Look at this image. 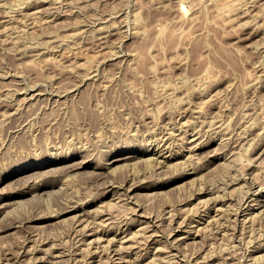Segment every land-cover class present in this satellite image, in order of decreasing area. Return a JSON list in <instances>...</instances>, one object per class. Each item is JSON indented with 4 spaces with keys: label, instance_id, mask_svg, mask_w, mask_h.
<instances>
[{
    "label": "rangeland",
    "instance_id": "rangeland-1",
    "mask_svg": "<svg viewBox=\"0 0 264 264\" xmlns=\"http://www.w3.org/2000/svg\"><path fill=\"white\" fill-rule=\"evenodd\" d=\"M21 1L33 6L23 9L16 7L17 0H0V264H51L58 252L61 255L54 264H116L112 248L122 246L118 250L123 264H264V207L243 216L240 203L249 188L244 187L242 195V190L237 191L238 198L225 195L223 189L237 171L238 175H257L256 170L264 185V0ZM39 8L45 13L27 12ZM72 33L77 39H72ZM68 34L72 38L67 37V43ZM84 57L91 62L86 64ZM201 104L205 109L197 113ZM165 135L173 141L170 151H181L174 162L179 158L182 162L173 170L163 164L167 168L161 172V157L151 156L156 165L150 156H142L156 150ZM196 143L202 146L199 151L189 149ZM189 153L197 154L194 162ZM134 154L137 157L132 161L111 164ZM191 163L195 168L204 165L203 169L192 173ZM151 165L156 169H146ZM232 165L236 171L231 172ZM188 170L192 171L186 175ZM39 182L44 185L36 189ZM130 184L136 190L129 194ZM220 193L226 200L212 201ZM252 199L264 202V194ZM255 212H261L260 218ZM204 218L212 219L204 223ZM200 222L203 228L198 232ZM191 228H196L193 240L176 239ZM144 231L147 235L140 236ZM115 233L121 237L134 233L133 245L141 238L145 241L141 239L133 249L127 246L132 243L109 245ZM106 244L112 248L107 250ZM254 247L261 248L256 254L262 255L259 262L251 254ZM82 256L83 263L77 260Z\"/></svg>",
    "mask_w": 264,
    "mask_h": 264
},
{
    "label": "bare ground",
    "instance_id": "bare-ground-1",
    "mask_svg": "<svg viewBox=\"0 0 264 264\" xmlns=\"http://www.w3.org/2000/svg\"><path fill=\"white\" fill-rule=\"evenodd\" d=\"M17 1H18V3H17L18 5H17L16 7L19 6L20 8H23V9H24V8H29V6H30V4H31V3H30V4H29V3L26 4V1H24V2L21 1V0H20V1L17 0ZM28 2H29V1H28ZM40 2H41V1H40ZM25 4H26V5H25ZM37 4H38V3H37ZM31 5L33 6V4H31ZM34 6H35V5H34ZM39 6H40V5H39ZM20 8H19V9H20ZM40 8H41V6H40ZM40 8H39V9H40ZM23 9H22V10H23ZM34 9H35V8H34ZM178 9H179V8H178ZM178 9H177V12H178ZM184 9H185V6H182V7H181V10H180V9H179V10H180V12H181V11L184 12ZM31 10H32V9H31ZM23 11H24V10H23ZM23 11H22V13H24ZM33 11H35V12H33ZM42 11H44V13H45V10H42V9H40V10H38V9H36V10H32V12H30V11L27 10L28 14H30V15H34V13H35V14H38L37 16H39V14H40L39 12H42ZM180 12H179V13H180ZM182 12H181V13H182ZM25 13H26V11H25ZM25 13H24V14H25ZM24 14H23V15H24ZM26 15H27V14H25V16H26ZM42 15H43V14H42ZM11 16H12V15L8 16V19H7V18H5V19H7V20L9 21ZM25 16H24V17H25ZM35 16H36V15H35ZM12 17H13V16H12ZM28 18L30 19L29 16H28ZM31 18H32V17H31ZM33 18H34V19H33ZM33 18H32L31 20H35V19H36V17H33ZM41 20H42V19H41ZM10 21H11V20H10ZM43 22H44V21H43ZM100 28H101V27H100ZM110 28H111V27H110ZM107 29H109V28L107 27ZM77 30H78V29H77ZM98 30H100V29H98ZM102 30L104 31L105 29L102 28ZM102 30H101V32H103ZM109 30H111V29H109ZM109 30H108V31H109ZM80 31H81V30H80ZM80 31H76V30H74V31H72V32H76V33H78V32H80ZM99 32H100V31H99ZM76 33H74V34H76ZM80 33H82V31H81ZM96 33H98V32H96ZM69 34H70V33H69ZM69 34L65 36V37H66V42L68 41V39H69L71 36H73V33L71 34V36H69ZM78 34H79V33H78ZM109 34H110V32H109ZM79 35H80V34H79ZM96 35H97V34H96ZM98 35H99V33H98ZM100 35H101V34H100ZM100 35H99V36H100ZM76 36H77V35H75V37L73 36V38H72V37H71V38L74 39V38H76ZM93 36H95V35H93ZM105 36H106V35H105ZM105 36H104V37H105ZM67 37H68V39H67ZM81 37H83V36H81ZM100 37L102 38V36H100ZM71 38H70V39H71ZM95 38H96V37H95ZM98 38H99V37H98ZM101 38H100V39H101ZM105 38H106V37H105ZM105 38H104V39H105ZM53 39H54V38H53ZM53 39H52V40H53ZM57 39H58V38H57ZM62 39H64L63 41H65V38H61V40H62ZM70 39H69V40H70ZM76 39H77V38H76ZM102 40H103V39H102ZM54 41H56V40H54ZM63 41H62V42H63ZM72 41H74V40H72ZM46 42H48V44H49L50 41H46ZM70 42H71V41H70ZM64 43H65V42H64ZM64 43H63V44H64ZM67 43H68V42H67ZM46 45H47V43H46ZM57 46H58V45H57ZM59 46H60V45H59ZM59 46H58V47H59ZM61 46H62V44H61ZM63 46H65V45H63ZM68 47H70V46H68ZM34 48H35V46H34ZM36 48H39V47H36ZM41 49H42V48H41ZM38 50H40V49H38ZM67 50H68V49H67ZM36 51H37V49H36ZM36 51H33V53L36 52ZM67 52H69V50H68ZM38 53H40V52H38ZM38 53H37V54H38ZM37 54H36V55H37ZM63 54H64V52H63ZM67 54H68V53H67ZM69 54H70V53H69ZM40 55H42V54H40ZM61 55H62V54H61ZM83 56H85V55H83ZM89 57H90V56H89ZM89 57H84V59H83V60L86 61V64L89 63V62H87V61H90V60H89V59H90ZM82 58H83V57H82ZM92 58H93V57H92ZM83 60H82V61H83ZM85 61H83V62H85ZM83 62H82V63H83ZM90 62H91V61H90ZM83 65L85 66V64H83ZM93 72H94V71H93ZM91 73H92V72H91ZM95 73H96V72H95ZM89 74H90V73H89ZM93 74H94V73H93ZM38 94H40V93L38 92ZM35 95H37V94H35ZM31 97H33V95H32ZM32 99H33V98H32ZM38 99H39V98H38ZM36 100H37V99H36ZM186 102H187V100H186ZM186 102L184 103V105L186 104ZM182 103H183V102H182ZM188 104H189V103H188ZM188 104H186L185 106H187ZM202 104H203V103H202ZM202 104L197 106V107H198L197 110H196V108L193 107V108L196 110L197 113H201L202 111H204V110H203L204 105H202ZM191 105H192V104H191ZM191 105H190V106H191ZM184 108H185L186 110H187V108H188V110H190L188 106H187V108H186V107H183V108H181V109H184ZM16 109H18V108L16 107ZM191 109H192V108H191ZM204 109H205V108H204ZM190 111H191V110H190ZM193 111H194V110H193ZM193 111H192V112H193ZM187 112H189V111H187ZM194 112H195V111H194ZM196 112H195V113H196ZM181 113H183V112L181 111ZM185 113H186V112H185ZM185 113H184V115H185ZM195 113H194V114H195ZM197 113H196V114H197ZM187 114H188V113H187ZM192 114H193V113H192ZM178 116L180 117L181 115H178ZM187 116H188V115H186V117H187ZM198 116H199V115H197L196 117L198 118ZM200 116H201V114H200ZM200 116H199V117H200ZM179 117H178V118H179ZM181 118H182V117H181ZM175 119H176V118H175ZM191 119H192V118H191ZM173 120H174V119H173ZM179 120H180V119H178V122H179ZM181 120H182V119H181ZM186 120H188V122H189V119H186ZM186 120H185V121H186ZM182 121H183V120H182ZM182 121H181V124H183ZM173 122H176V121H173ZM188 122L186 121V123H188ZM192 122H193V121H192ZM181 124H179V127H178V128H180V129H182V128L180 127ZM190 124H191V123H190ZM190 124H189V125H190ZM194 124H195V122H194ZM166 125H167V124H166ZM183 125H184V124H183ZM183 125H182V126H183ZM189 125H188V126H189ZM162 126H163V125H162ZM164 126H165V125H164ZM168 126H169V124H168ZM174 126H177V124L175 123ZM190 126H191V125H190ZM190 126H189V127H190ZM169 127H170V126H169ZM169 127H167V128H169ZM171 127H172V125H171ZM164 128H165V127H164ZM164 128H162V129H164ZM167 128H166V129H167ZM172 128H173V127H172ZM184 128L186 129V125H184ZM193 128H194V127H193ZM162 129H161V130H162ZM170 129H171V128H170ZM180 129H179V130H180ZM185 129H184V130H185ZM188 129H190V128H188ZM194 129H195V128H194ZM167 130H168V129H167ZM172 130H173V129H172ZM174 130H175V129H174ZM191 130H192V129H191ZM149 131H150V130H149ZM151 131H152V130H151ZM151 131H150V132H151ZM154 131H155V129L153 130V133H154ZM169 131H170V130H168V132H169ZM177 131H178V130H177ZM186 131H188V130H186ZM189 131H190V130H189ZM195 131H196V130H195ZM195 131H194V132H195ZM150 132H149V133H150ZM165 132H166V131H165ZM165 132H164V133H165ZM172 132H173V131H172ZM181 132H182V131H181ZM181 132H180V133H181ZM136 133H137V130H136L135 134H136ZM158 133H159V132H158ZM174 133H175V132H174ZM192 133H193V132H192ZM142 134H143V133H142ZM144 134H145V136H146V132H145ZM151 134H152V133H151ZM160 134H161V131H160ZM171 134H172V133H171ZM176 134H177V133H176ZM176 134H175V135H176ZM184 134H187V133L184 132ZM188 134H189V132H188ZM188 134H187V135H188ZM195 134H197V133H195ZM132 135H133V134H132ZM136 135H137V134H136ZM155 135H156V133H155ZM155 135H154V136H155ZM169 135H170V133H169ZM180 135H181V134H180ZM198 135H199V134H198ZM145 136L143 135V137H145ZM162 136H164V135L162 134ZM192 136H193V134H192ZM143 137H142V139H143ZM148 137H149V136H148ZM160 137H161V136H160ZM160 137H159V138H160ZM173 137H174V136H173ZM175 137H176V136H175ZM197 137H198V136H197ZM199 137H200V135H199ZM145 138H146V137H145ZM150 138H151V137H150ZM150 138H149V139H150ZM157 138H158V137H157ZM159 138H158V139H159ZM189 138H190V137H189ZM189 138H188V139H189ZM195 138H196V137L194 136V138H193L192 140H194ZM146 139H148V138H146ZM146 139H145V140H146ZM152 139H153V138H152ZM152 139H151V140H152ZM175 139H176V138H175ZM175 139H174V140H175ZM186 139H187V138H186ZM186 139H185V140H186ZM214 139H215V138H214ZM143 140H144V139H143ZM185 140H183V141H181V142H184ZM199 140H200V139H199ZM146 141H147V140H146ZM146 141H145V142H146ZM149 141H150V140H149ZM156 141H157V140H156ZM190 141H191V140H190ZM190 141H189V143H190ZM200 141H202V140H200ZM200 141H199V142H200ZM213 141H214V140H213ZM147 142H148V141H147ZM147 142H146V143H147ZM158 142H160V144L157 146L156 150L153 149V150L150 151L149 153L146 151L145 153H143V156H142V157L150 156L149 159H151V156H152V155H155V156L158 157V158L161 157L162 160H161V159H158V160L160 161V162H159V163H160V166L158 167V169H159V170L161 169V172L165 171L166 168H167V167H166L165 170H164V168H162V165H163V164H165V166H168V169H169L170 167H171V168L174 167V168L176 169V167H177L178 165H180L182 161H181L180 158H179V160H180L181 162H180V161H179V162H178V161L174 162V161L178 159V156H180L179 153H180L181 151H180L179 153H178V152H175V153H174V151H173V152L170 151V149L173 148V147H171L173 141L171 142L170 137H168V136H166V135H165V137H163V138L161 137V141H158ZM176 142H177V141H176ZM194 142H195V141H194ZM194 142H193V143H194ZM197 142H198V141H197ZM199 142H198V143H199ZM223 142H224V141H223ZM187 143H188V140H187ZM187 143H186V146H187ZM198 143H196L195 146H192V145H191V147H189V149H191V148L193 147L192 150H195L196 152H197V150L199 151V149H200L202 146H201V144H198ZM221 143H222V142H221ZM147 144H148V143H147ZM147 144H146V145H147ZM149 144H150V143H149ZM152 144H153V142H152ZM155 144H157V142H156ZM173 144H174V143H173ZM206 144H207V143H206ZM193 145H194V144H193ZM203 145H204V144H203ZM149 146H150V145H149ZM149 146H148V147H149ZM172 146H173V145H172ZM184 146H185V145H184ZM184 146L182 145V148H183ZM146 147H147V146H146ZM152 147H153V146H152ZM180 147H181V145H180ZM153 148H155V147H153ZM187 148H188V147H187ZM205 148H206V147H205ZM147 149H148V148H147ZM173 149H174V148H173ZM183 149H184V148H183ZM189 149H188V150H189ZM154 150H155V151H154ZM180 150H181V149H180ZM185 151H186V150H185ZM195 151H192V152H195ZM139 152H140V151H139ZM152 152H153V153H152ZM164 152H165V153H168V155L165 154ZM189 154H190V153H189ZM191 154H192V153H191ZM191 154H190V155H191ZM217 154H218V153H217ZM157 155H158V156H157ZM182 155H183V154H182ZM219 155H220V154H219ZM126 156H127V155H126ZM185 156H186V155H185ZM194 156H195V154H194ZM194 156H193V154L191 155V157H190V161H191V162H194ZM136 157H137V156L134 154L133 156H128V157H126V158H125V157H124V158H120V159H117V158H116L112 163H111V162H110V163L113 164V163H115V162H117V161H119V160H123V159L132 161V160H134ZM153 157H154V156H153ZM188 157H189V155H188ZM188 157H186V160H187V161L189 160ZM195 157L197 158V154H196ZM209 157H210V156H209ZM154 158H155V157H154ZM154 158H152L151 160H153ZM196 158H195V159H196ZM218 158H219V157H218ZM149 159H148V158H145V159L142 158L143 162L145 161L146 163H149V162L151 161V160H149ZM212 159H213V158H212ZM212 159H211V161H213ZM216 159H217V158H216ZM208 160H209V159H208ZM151 162H152V161H151ZM151 162H150V163H151ZM154 162H157V160L155 161V159H154L153 163H154ZM177 162L180 163V164H178ZM195 162H196V160H195ZM197 162H198V161H197ZM209 162H210V161H209ZM229 162H230L229 164H231L233 161H232V162L229 161ZM150 163H149V164H150ZM157 163H158V162H157ZM159 163L156 164V165H159ZM176 163H177L178 165H177ZM185 163H186V165H187L188 163L190 164V162H185ZM185 163H184V164H185ZM198 163H199V162H198ZM210 163H211V162H210ZM213 163H214V162H213ZM213 163H212V164H213ZM236 163H237V162H236ZM236 163H235V164H236ZM151 164H152V163H151ZM191 164L193 165V166L191 165L192 167H191L190 165H188V166L191 167L190 169L193 170L192 173L198 172V171L202 168V166H204V165H201L200 167L198 166L197 168H195V167H196V166H194L195 163H191ZM229 164H227V165H229ZM232 164H233V163H232ZM235 164H234V166H236ZM249 164H250V163H249ZM254 164H255V163H254ZM254 164H253V165H254ZM147 165H148V164H147ZM182 165H183V164H182ZM186 165H184V166H186ZM197 165H198V164H197ZM199 165H200V164H199ZM256 165H257L258 167H260L259 162H258ZM256 165H255V166H256ZM133 166H134V165H133ZM154 166H155V164H154ZM230 166H231V165H230ZM246 166H248V165L246 164ZM147 167H148V166H147ZM163 167H164V166H163ZM179 167H180V166H179ZM228 167H229V166H228ZM228 167H226V168H228ZM232 167H233V165H232ZM232 167H229V168L231 169ZM238 167H239V166H238V163H237V168H238ZM249 167H250V165H249ZM249 167H247L246 169L248 170ZM261 167H262V166H261ZM152 168H153V165H151L149 168H146V169H148V170L151 169V171H152ZM177 168H178V167H177ZM186 168H187V166H186ZM186 168H185V169H186ZM208 168H209V167H208ZM229 168L226 169V170H229ZM235 168H236V167H235ZM237 168H236V169H237ZM253 168H254V167H253ZM256 168H257V167H256ZM153 169L155 170L156 167L153 168ZM168 169H167V170H168ZM190 169H189V170H190ZM202 169H203V168H202ZM204 169H205V167H204ZM240 169H241V167H240ZM251 169H252V166H251ZM258 169H260V168H258ZM258 169H257V170H258ZM154 170H153V171H154ZM159 170H158V171H159ZM171 170H173V168H172ZM189 170H188V171H185V172H187L186 175L189 174V173L192 171V170H191V171H189ZM234 170H235V169H234V167H233V170L231 169V172H233ZM238 170H239V169H238ZM241 170H242V169H241ZM241 170H239L240 173H241ZM243 170H244V169H243ZM243 170H242V171H243ZM253 170H254V169H253ZM260 170H261V169H260ZM260 170H259V172H260ZM235 171H236V170H235ZM244 171H246V170H244ZM248 171H249V170H248ZM135 172H136V171H135ZM145 172H146V171H145ZM154 172H155V171H154ZM188 172H189V173H188ZM231 172L225 171V173H228V174L231 173ZM250 172H251V171H250ZM146 173H147V172H146ZM157 173H158V172H157ZM236 173H237V175H235ZM236 173L234 172V175H235V176L231 174V177H232V176L234 177V179L232 178L233 180H232V179H231V181L229 180V181H230L229 183L226 181V182H227V183H226V187L224 186L225 188H223L224 191H226L225 195H227V196L229 195V196H231V197H232V195H233V196H234L233 198H235L236 196H235L234 194H236L237 191L240 192V190H242L244 187L247 186V187L249 188V190H248V189L245 190V191H246V194H245V196L243 195L244 197L241 199V202H242V203H240V205H241V207L243 206V208H242V210H241L240 213H243V216H244V214H248V213H246V211H251V209H254V210L260 211V210L264 207V202H261L260 199H259V200H258V199H257V200H256V199H252V196H253V195H258V196L261 198V196L264 194V185L261 184V183L259 182V180H258V179H259V178H258V177H259V176H258V172L255 170V173H256L257 175H255L254 173H252V174H254V175H252L251 173H247V174H246V172H245V173L243 172L244 175H243V173H242V175H240V174L238 175V171H237ZM134 174H135V173H134ZM228 174H227L226 176H228ZM143 175H144V174H143ZM139 176H140V175H139ZM224 176H225V174H224ZM229 176H230V175H229ZM229 176H228V177H229ZM137 177H138V176H137ZM228 177H226V179H227ZM134 178H135V175H134ZM222 178H223L222 180L225 181V180H224L225 177H222ZM228 179H229V178H228ZM228 179H227V180H228ZM131 180H132V179H131ZM134 180H135V179H134ZM145 180H146V179H144V180H142V181H145ZM0 181H1V180H0ZM56 181H57V180H56ZM132 181H133V180H132ZM136 181H137V180H136ZM136 181H135V182H136ZM138 181H139V179H138ZM131 183H132V182H131ZM133 183H134V182H133ZM140 183H141V181H140ZM221 183H222V182H221ZM34 184H35V183H34ZM121 184H124V183H121ZM134 184H135V183H134ZM137 184H138V183L136 182V185H137ZM43 185H44V184H40V182H39V183H37L35 186H34V185H33V186H34L36 189H40L41 186H43ZM45 185H46V183H45ZM113 185H114V184H113ZM124 185H126V184H124ZM124 185H123V186H124ZM128 185H129V184H128ZM130 185H131V184H130ZM223 185H224V183L222 184V186H223ZM109 186H110V185H109ZM115 186H117V185H115ZM119 186H120V185H118L117 187H119ZM215 186H216V185H215ZM215 186H214V187H215ZM217 186H218V185H217ZM217 186H216V187H217ZM111 187H112V186H111ZM121 187H122V185H121ZM127 187L129 188V186H127ZM138 187H139V186H138ZM211 187L213 188V186H211ZM211 187H209V188H211ZM216 187H215V189H216ZM220 187H221V186H220V184H219V190H220ZM209 188H208V189H209ZM110 189H111V188H110ZM119 189H120V188H119ZM115 190H116V189H115ZM135 190H136L135 185H131L130 188L128 189L129 194H130V192H133V191H135ZM221 190H222V188H221ZM116 191H117V190H116ZM116 191H115V192H116ZM125 191H126V190H125ZM208 191H209V190H208ZM213 191H214V190H213ZM213 191H212V194H213ZM247 191H249V192L247 193ZM111 192H113V191H111ZM115 192H114V193H115ZM119 192H123V190H122V191H119ZM202 192H203V191H202ZM215 192H217V191L215 190ZM242 192H243V190H242L239 194H241ZM20 193H21V192H20ZM23 193H24V192H23ZM116 193H117V192H116ZM124 193H125V192H124ZM198 193H199V192H198ZM200 193H201V192H200ZM218 193H219V192H218ZM221 193H222V192H221ZM221 193H220V196L217 194L218 197L216 196L212 201H215V202H221V201H224V199H225V195H221ZM223 193H224V192H223ZM237 193H238V192H237ZM244 193H245V192H244ZM118 194H119V193H118ZM118 194H116V196H117ZM120 194H122V193H120ZM131 194H132V193H131ZM209 194H210V193L208 192V195H209ZM242 194H243V193H242ZM242 194H241V195H242ZM127 195H128V194H127ZM200 195H201V194H200ZM241 195H240V196H241ZM204 196H205V195H204ZM213 196H214V195H211V198H212ZM227 196H226V197H227ZM240 196H239V197H240ZM128 197H129V196H128ZM207 197H208V196H207ZM207 197H205V198H207ZM209 197H210V196H209ZM209 197H208V200H211V199H209ZM241 197H242V196H241ZM131 198H132V197H131ZM227 198H228V197H227ZM236 198H238V197H236ZM128 199H129V198H128ZM228 199H229V198H228ZM130 200H132V199H130ZM203 200H204V198H203ZM208 200L206 199L204 202H205L206 204H208V202H207ZM225 200H226V199H225ZM238 201H239V200H238ZM238 201H237V202H238ZM133 202H134V201H133ZM200 202H201V201H200ZM200 202H199V204H201ZM226 202H227V201H226ZM209 203H210V202H209ZM229 203H230V202H229ZM229 203H226V204H229ZM129 204H130V203H129ZM134 204H135V202H134ZM134 204H133V205H134ZM199 204H198V205H199ZM206 204H205V205H206ZM214 204H216L215 206H217L219 203H214ZM223 204H224V203H223ZM235 204H237V203H235ZM235 204H234V205H235ZM133 205H132L131 207L135 209V207H133ZM208 205H209V204H208ZM221 205H222V204H221ZM230 205H232V204H230ZM70 206H71V205H70ZM73 206H74V205H73ZM200 206H201V205H200ZM200 206H199V208H200ZM202 206H203V205H202ZM211 206H212V209H213V205H211ZM222 206H223V205H222ZM217 207H218V206H217ZM217 207H216L215 209H217ZM226 207H227V206H226ZM226 207H225V208H226ZM236 207H238V204H237V206L234 207L235 210H236ZM68 208H69V207H68ZM71 208H72V207H71ZM74 208H75V207H74ZM74 208H72V209H74ZM136 208H137V207H136ZM197 208H198V207H197ZM203 208H206V206L203 207ZM203 208H202V209H203ZM208 208H209V207H208ZM208 208H207L206 210H208ZM218 208H219V207H218ZM227 208H228V207H227ZM227 208H226V209H227ZM72 209H69V210H72ZM139 209H140V208H139V205H138V208H137V210H135V211L137 212ZM209 209H210V208H209ZM212 209H211V210H212ZM221 209H222V207H221L219 210H221ZM223 209H224V208H223ZM223 209H222V210H223ZM229 209H230V208H229ZM191 210H192V209H191ZM198 210H199V209H197V211H198ZM200 210H201V209H200ZM237 210H238V209H237ZM237 210H236V211H237ZM195 211H196V210H195ZM216 211H217V210H216ZM224 211H225V210H224ZM230 211L233 212L232 210H230ZM236 211H235V212H236ZM191 212H192V214H193L194 210L191 211ZM191 212H190V214H191ZM199 212H200V211H199ZM199 212H198V213H199ZM205 212H206V211H205ZM225 212H226V211H225ZM227 212H228V209H227ZM235 212H234V214H235ZM237 212H238V211H237ZM237 212H236V213H237ZM251 212H252V211H251ZM187 213H188V212H187ZM194 213L197 214L196 212H194ZM212 213H213V212H212ZM217 213H219V212L217 211ZM217 213H216V216H217ZM220 213H221V212H220ZM259 213H261V212H255V215H256V214L258 215ZM262 213H263V210H262ZM252 214H253V213H252ZM263 214H264V213H263ZM105 215H106V214H105ZM137 215H138V213H137ZM142 215H143V214H142ZM56 216H57V215H56ZM98 216H100L99 214L97 215V218H100V217H98ZM148 216H149V215H148ZM186 216L189 217V214L186 215ZM194 216H195V215H194ZM211 216H213V215H211ZM226 216H227V215H226ZM253 216H254V215H253ZM253 216H252V218L256 217V216H254V217H253ZM260 216H261V215L259 214L258 217L260 218ZM262 216H264V215H262ZM95 217H96V216L94 215V218H95ZM146 217H147V216H146ZM203 217H204V216H203ZM207 217H208V216H207ZM213 217H214L213 220L216 221V220H215L216 217H215V216H213ZM218 217H222V214H221V216L219 215ZM218 217H217V218H218ZM240 217H242V216H240ZM249 217H250V216H249ZM249 217H248L247 219H250ZM140 218H141V217H140ZM144 218H145V217H144ZM151 218H152V217H151ZM184 218H185V217H184ZM190 218H191V217H190ZM245 218H246V217H245ZM259 218H258V219H259ZM88 219L90 220V218H88ZM136 219H137V218H136ZM146 219H147V218H146ZM182 219H183V218H182ZM187 219H188V218H187ZM193 219H194V218H193ZM200 219H201V218H200ZM207 219H208V218H204L203 222H204V221H207ZM211 219H212V218H209L208 221H210ZM237 219H238V218H237ZM242 219H243V218H242ZM255 219H257V218H255ZM263 219H264V217H263ZM77 220H79V219H77ZM81 220H82V219H81ZM81 220H80V221H81ZM91 220L93 221L94 219L91 218ZM91 220H90V221H91ZM99 220H100V219H99ZM102 220H103V219H102ZM105 220H106V219H105ZM137 220H139V219H137ZM140 220H141V219H140ZM149 220H150V219H149ZM185 220H186V218H185ZM189 220H191V219H189ZM198 220H199V219H198ZM213 220L211 221V224L208 223V222H207V223H208L209 225H212ZM227 220H228V219H227ZM252 220H253V219H252ZM259 220H260V219H259ZM261 220H262V218H261ZM27 221H29V220H27ZM31 221H32V220H31ZM80 221H79L78 223H81ZM82 221L84 222V220H82ZM95 221H96V219H95ZM95 221H94V222H95ZM141 221H143V220H141ZM144 221H146V220H144ZM151 221H153V220H151ZM154 221H155V220H154ZM183 221H184V220H183ZM192 221H193V220H192ZM201 221H202V220H201ZM230 221H231V220H230ZM232 221H233V220H232ZM234 221H236V219H234ZM234 221H233V222H234ZM238 221H239V220H238ZM238 221H236V222H238ZM241 221H242V220H241ZM245 221H246V219L244 220V225H247V224H245ZM247 221H251V219H250V220H247ZM247 221H246V223H248ZM255 221H256V220H255ZM255 221H252L251 224H252L253 222H255ZM101 222H102V221H101ZM101 222H100V223H101ZM128 222H129V221H128ZM188 222H189V221H188ZM194 222H196V221H194ZM198 222H199V221H198ZM216 222H217V221H216ZM218 222H219V221H218ZM226 222H227V221H226ZM262 222H263V221H262ZM90 223H91V222H89V224H90ZM118 223H119V222H118ZM146 223H147V222H146ZM149 223H151V222H149ZM177 223H178V222H177ZM185 223H186V222H185ZM189 223H191V222H189ZM189 223H188V224H189ZM201 223H202V222H200V223H198V225H197V224H196V225L199 226ZM204 223H206V222H204ZM214 223H215V222H214ZM220 223H221V222H220ZM227 223L229 224V222H227ZM256 223H257V221H256ZM256 223H255V224H256ZM85 224H87V223H85ZM93 224H94V223H93ZM93 224H92V225H93ZM97 224H98V222L96 223V225H97ZM115 224H116V228H117L118 225H117V223H115ZM139 224H142V223L140 222ZM153 224L155 225V223H153ZM153 224H152V225H153ZM224 224H225V223H224ZM237 224H238V223H236V225H237ZM251 224H250V225H251ZM262 224H263V223H262ZM78 225H79V224H78ZM87 225H88V224H87ZM123 225H124V221H123ZM125 225H127V224H125ZM128 225H129V223H128ZM146 225H147V224H145V227H146ZM149 225H150V224H149ZM152 225L149 226V227H152ZM177 225H178V224H177ZM180 225H181V222H180V224H179L178 226L180 227ZM183 225H184V223H183ZM186 225H187V224H186ZM191 225H192V223H191ZM196 225H195V226H196ZM201 225H202V224H201ZM215 225H216V224H215ZM215 225H214V227H215ZM219 225H221V224H219ZM252 225H254V224H252ZM259 225H260V224H259ZM98 226H99V224H98ZM120 226H121V225H120ZM157 226H158V225L156 224V227H157ZM178 226H177V228H178ZM188 226H190V225H188ZM197 226H196V227H197ZM221 226H222V225H221ZM228 226H230V225H228ZM238 226H239V225H238ZM261 226H262V225H261ZM82 227H83V226H82ZM84 227H86V226H84ZM84 227H83V228H84ZM87 227H90V226H87ZM91 227H92V226H91ZM93 227H95V225H93ZM122 227H123V226H122ZM128 227H129V226H128ZM142 227H143V228H142ZM142 227H141L142 229L145 228L144 226H142ZM153 227H155V226H153ZM175 227H176V226H175ZM212 227H213V226H211V228L209 227V230H213ZM217 227H218V226H217ZM242 227H243V225H242ZM245 227H246V226H245ZM245 227H243V228H245ZM247 227H248V226H247ZM252 227H253V226H252ZM263 227H264V226H263ZM80 228H81V226H80ZM83 228H82V229H83ZM98 228L100 229V227H97V229H98ZM123 228H124V227H123ZM123 228H122V229H123ZM125 228H126V227H125ZM129 228H130V227H129ZM141 228H140V229H141ZM200 228H203V226H202V227H200V226L198 227V232L200 231V230H199ZM225 228H228V227L225 226ZM250 228H251V227H250ZM253 228H254V227H253ZM85 229H86V228H85ZM85 229H84V230H85ZM95 229H96V228H95ZM120 229H121V227H120ZM140 229H139V230H140ZM153 229H154V228H153ZM178 229H179V230H178V232H179V231H180V228H178ZM195 229H196V228H191V229H187V230H186V229H185V230L183 229V230H184L183 233L179 234V236L176 237V236L178 235V234H177L175 237H176L177 240L182 241V242H186L187 240H190V239L193 240V239L196 237V234L193 232V231H195ZM204 229H206V230L208 229V228H206V225H205V228H204ZM217 229H220V228H217ZM78 230H79V229H78ZM86 230H88V229H86ZM105 230H106V229H105ZM105 230H104V231H105ZM109 230H110V229H109ZM114 230H115V229H114ZM114 230H110V231H114ZM117 230H118V229H117ZM123 230H125V229H123ZM126 230H127V229H126ZM181 230H182V229H181ZM227 230H228V229H227ZM244 230H245V229H244ZM249 230H251V229H249ZM249 230H248V231H249ZM89 231H90V230H89ZM93 231H94V230H93ZM93 231H92V232H93ZM95 231H96V230H95ZM98 231H99V230H98ZM110 231H109V232H110ZM129 231H130V230H129ZM129 231H128V232H129ZM140 231H141V230H140ZM149 231H150V230H149ZM176 231H177V230H176ZM222 231H223V230H222ZM224 231H225V230H224ZM242 231H243V230H241V233L244 234L245 231H244V232H242ZM252 231H253V230H252ZM80 232H81V230H80ZM82 232H83V230H82ZM82 232H81V233H82ZM124 232H125V231H124ZM137 232H139V231H137ZM144 232H145V231H144ZM144 232H142L143 235H141L142 233H140V236L143 237L144 234L147 235V234H146L147 232H145V233H144ZM262 232H263V231H262ZM83 233H84V232H83ZM93 233H94V232H93ZM98 233H100V232H98ZM113 233H114V232H113ZM220 233H221V232H220ZM223 233H225V232H223ZM223 233H222V234H223ZM241 233H240V234H241ZM245 233H246V232H245ZM249 233H251V232H249ZM94 234H95V233H94ZM100 234H101V233H100ZM107 234H109V233H107ZM110 234H111V233H110ZM197 234H198V233H197ZM243 234H242V235H243ZM81 235H82V234H81ZM83 235H84V234H83ZM95 235H96V234H95ZM111 235H112V234H111ZM114 235H115V236H112V238L109 237L108 242H107L109 245H110L111 243L114 244V242H116V241L121 242V243H120V246H122L121 244L124 245V243H132V244L127 245L129 249H133L134 247H136V243H137V242H140L141 239H142V238L139 236V238H141V239L137 240V242L134 243V245H133V242H134V239H135V238H134V237H135V236H134V235H135L134 233L132 234V236H134V237H133L134 239L132 238V236H131L130 234L127 235V233H126L125 235H123L122 237L119 235L121 238H119V236H118L116 233H115ZM237 235H238V234H237ZM244 235L246 236V234H244ZM244 235H243V236H244ZM247 235H248V234H247ZM251 235H252V234H251ZM251 235H250V236H251ZM86 236H87V235H86ZM92 236H93V234H91V235L89 234V236H88V239H90V242H93V241H94V239L92 238ZM96 236H97V235H96ZM108 236H109V235H108ZM153 236H154V235H153ZM153 236H152V237H153ZM170 236H171V235H170ZM170 236H169V237H170ZM243 236H240V235H239V239H240V237L243 238ZM250 236H249V237H250ZM79 237H80V236H79ZM82 237H83V236H82ZM97 237H100V236H97ZM103 237H104V236H103ZM147 237H148V236H147ZM149 237H150V236H149ZM149 237H148V238H149ZM152 237H151V238H152ZM157 237H158V236H157ZM157 237L155 236V238H157ZM162 237H164V236H162ZM249 237H248V238H249ZM259 237H261V235H260ZM262 237H263V235H262ZM101 238H102V237H101ZM105 238H106V237H105ZM105 238H102V239H104V241H105ZM118 238H119V239H118ZM160 238H161V237H160ZM167 238H168V237H167ZM170 238H171V237H170ZM236 238H237V237H236ZM242 238H241V239H242ZM245 238H247V237H245ZM86 239H87V238H86ZM92 239H93V241H92ZM96 239L100 240V238H96ZM102 239H101V240H102ZM136 239H138L137 236H136ZM234 239H235V238H234ZM254 239H255V238H254ZM256 239H257V238H256ZM260 239H261V238H260ZM101 240H100V242H101V245H102V244H103V243H102L103 241H101ZM106 240H107V238H106ZM142 240H143V239H142ZM149 240H150V238H149ZM157 240H158V239H157ZM159 240H160V239H159ZM166 240H167V239H166ZM85 241H86V240H85ZM85 241H84V242H85ZM143 241H145V240H143ZM170 241H171V240H170ZM173 241H174V239H173ZM173 241H172V242H173ZM175 241H176V240H175ZM235 241H236V240H235ZM248 241H249V240H248ZM252 241H253V240H251L250 242H252ZM80 242H81V241H80ZM97 242H98V244H99V241H97ZM165 242H166V241H165ZM167 242H168V241H167ZM167 242H166V244H167ZM182 242H181V243H182ZM78 243H79V242H78ZM81 243H82V242H81ZM88 243H89V242H88ZM95 243H96V242H95ZM104 243H105V242H104ZM116 243H117V242H116ZM142 243H143V242H142ZM148 243H149V242H148ZM152 243H153V242H152ZM157 243H158V242H157ZM157 243H155V244H157ZM163 243H164V242H163ZM163 243H162V244H163ZM237 243H238V242H237ZM253 243H254V242H253ZM258 243H259V242H258ZM82 244H83V243H82ZM90 244H91V243H90ZM164 244H165V243H164ZM164 244H163V246H166V245H164ZM169 244H170V242H169ZM185 244H186V243H185ZM239 244H242V243H239ZM86 245H87V244H86ZM86 245H85V248H86ZM99 245H100V244H99ZM118 245H119V244H118ZM118 245H117V246H118ZM138 245H139V243H138ZM153 245H154V244H153ZM173 245H174V243H173ZM175 245H176V244H175ZM175 245H174V246H175ZM260 245H261V244H260ZM260 245H259V246H260ZM263 245H264V243H263ZM263 245H262V247H264ZM75 246H76V245H75ZM78 246H80V245L78 244ZM83 246H84V245H83ZM94 246H95V245H94ZM97 246H98V245H97ZM102 246H104V244H103ZM106 246H107V244H106ZM112 246H113V245H112ZM140 246H141V245H140ZM158 246H160V245H158ZM171 246H172V245H171ZM178 246H179V245H178ZM178 246H177V247H178ZM256 246H257V245H256ZM91 247H92V246L90 245V248H91ZM104 247H105V246H104ZM113 247H114V246H113ZM154 247H155V245H154ZM168 247H169V246H168ZM37 248H38V247H37ZM55 248H56V247H55ZM80 248H82L81 250L84 251V249H83L84 247H80ZM105 248H106V247H105ZM105 248H103L104 251L106 250ZM108 248H109V247L107 246V250H108ZM111 248H112V247H110L109 249H111ZM121 248H123V246H122ZM121 248H120V249L118 248V249L121 250ZM157 248H158V247H157ZM159 248H160V247H159ZM169 248H170V247H169ZM26 249H27V248H26ZM26 249H25V250H26ZM31 249H32V248H31ZM33 249H34V248H33ZM35 249H36V248H35ZM38 249H39V248H38ZM59 249H60V248H59ZM77 249H78V248H77ZM86 249H87V248H86ZM86 249H85V250H86ZM88 249H89V248H88ZM88 249H87V250H88ZM98 249H99V248H98ZM98 249H96V250H98ZM112 249H113V250H112V253H113L112 255H113L114 258L116 257V258H115V263H116V264H123V260H122V259H123L124 257L121 259V257L119 256V252H121V251H119L117 248H115V249L112 248ZM175 249H176V248H175ZM260 249H261L260 247H258V248H256V249H255V247H254V252H253V253L251 252V254H253V256L255 257L256 260H258L260 257L262 258V255H260V254H259L260 256H259V255H256V254L260 251ZM263 249H264V248H263ZM263 249H262V250H263ZM29 250H30V249H29ZM79 250H80V249H79ZM94 250H95V249H94ZM99 250H100V249H99ZM136 250H138V249H136ZM136 250H135V252L137 253ZM159 250H161V249H159ZM250 250H251V249H250ZM31 251H32V250H31ZM44 251H45V250H44ZM54 251H55V250H54ZM60 251H61V250H60ZM62 251H63V250H62ZM75 251H77V250H74V252H75ZM88 251H90V249H89ZM109 251H111V250H109ZM109 251H108V254H109ZM122 251H123V250H122ZM155 251H157V250H155ZM172 251H173V250H172ZM175 251H176V250H175ZM57 252H58V251H57ZM64 252H65V251H64ZM64 252H63V253H64ZM72 252H73V251H72ZM74 252H73V253H74ZM78 252H79V251H78ZM80 252H81V251H80ZM93 252H95V251H93ZM100 252H101V251H100ZM100 252H99V253H100ZM124 252H125V250H124ZM168 252H169V251H168ZM168 252H167V254H168ZM30 253H31V252H30ZM32 253H33V252H32ZM34 253H35V252H34ZM45 253H46V252H45ZM48 253H51V252H48ZM58 253H60V252H58ZM58 253H54V254L52 253V254H53V255H52V258H53L54 260H56L57 258H59V256L61 255V254H58ZM63 253H62V254H63ZM81 253H82V252H81ZM83 253H84V252H83ZM122 253H123V252H122ZM131 253H132V252H130V254H131ZM151 253H152V252H151ZM151 253H150V254H151ZM158 253H159V252H158ZM174 253H175V252H174ZM249 253H250V252H249ZM260 253H261V252H260ZM43 254H44V252H43ZM68 254H69L68 257H70V253H68ZM76 254H78V253L76 252ZM76 254H75L73 257H75ZM89 254H90V253H89ZM89 254H87V255L89 256ZM108 254H107V255H108ZM110 254H111V253H110ZM110 254H109V255H110ZM120 254H121V253H120ZM171 254H172V253H171ZM176 254H177V253H176ZM27 255H28V254H27ZM72 255H73V254H72ZM84 255H85V254H83V256H84ZM87 255H86V256H87ZM91 255H93V254L91 253ZM97 255H98V254H97ZM112 255H111V256H112ZM128 255H129V254H128ZM136 255H137V254H136ZM160 255H161V254H160ZM177 255H179V254H177ZM177 255H176V256H177ZM34 256H35V255H34ZM77 256H78V255H77ZM83 256H82V257H78L77 260H79V258H80L81 261H82ZM86 256H85V257H86ZM124 256H125V255H124ZM137 256H138V255H137ZM166 256H167V255H165V257H166ZM169 256H171V255H168V257H167L168 259L171 258V257H169ZM210 256H214V255L210 254ZM210 256H209V257H210ZM44 257H46V255H45ZM85 257H84V258H85ZM90 257H91V256H90ZM94 257H95V256H93V258H94ZM96 257H97V256H96ZM96 257H95V258H96ZM99 257H100V255H99ZM165 257H164V258H165ZM214 257H215V256H214ZM35 258H36V257H35ZM35 258H34V259H35ZM38 258H40V257H38ZM38 258H36V259H38ZM65 258H66V257H65ZM75 258H77V257H75ZM114 258H113V259H114ZM167 258H166V259H167ZM179 258H180V257H179ZM206 258H207V257H206ZM211 258H212V257H211ZM211 258H210L209 260H211ZM249 258H250V257H249ZM28 259H29V258H28ZM31 259L33 260V258H31ZM31 259H30L29 261H31ZM36 259H35V260H36ZM43 259H45V258H43V256H42V261H43ZM47 259H48V258H47ZM49 259H50V258H49ZM49 259H48V260H49ZM62 259H63V258H62ZM72 259H73V258H72ZM129 259H130V258H129ZM135 259H136V258H135ZM207 259H208V258H207ZM250 259H251V258H250ZM252 259H253V257H252ZM40 260H41V258L38 260V262H39ZM45 260H46V259H45ZM54 260H53V261L50 260V261H51V264H54ZM58 260H59V262L63 261V260L60 261V259H58ZM58 260H57V261H58ZM86 260H87V259H86ZM86 260H85V261H86ZM95 260H96V259H95ZM116 260H118V261L116 262ZM138 260H139V259H138ZM138 260H136V261H138ZM174 260H175V259H174ZM260 260H261V259H260ZM93 261H94V259H93ZM126 261H127V260H126ZM128 261H129V260H128ZM172 261H173V260H172ZM172 261L170 260V262H172ZM198 261H200V259H199ZM252 261H255V260H252ZM252 261H250V262H252ZM262 261H263V259H262ZM34 262H35V261H34ZM36 262H37V261H36ZM47 262H49V261H47ZM83 262H84V261H82L81 263H83ZM90 262H91V261H90ZM250 262H248V263H250ZM258 262H259V260H258ZM29 263H30V262H29ZM44 263H45V262H44ZM56 263H57V262H56ZM76 263H77V262H76ZM88 263H89V262H88ZM91 263H92V262H91ZM94 263H95V262H94ZM166 263H167V261H166ZM256 263H257V262H256ZM259 263H261V262H259ZM259 263H258V264H259ZM42 264H43V263H42ZM60 264H62V263H60ZM89 264H90V263H89ZM125 264H126V263H125ZM197 264H198V263H197ZM251 264H252V263H251ZM261 264H262V263H261Z\"/></svg>",
    "mask_w": 264,
    "mask_h": 264
}]
</instances>
